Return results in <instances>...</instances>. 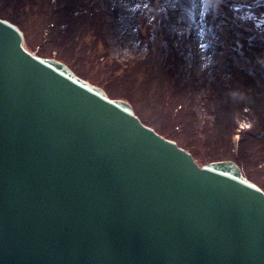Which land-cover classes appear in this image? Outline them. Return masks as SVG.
I'll return each instance as SVG.
<instances>
[{
    "label": "water",
    "instance_id": "obj_1",
    "mask_svg": "<svg viewBox=\"0 0 264 264\" xmlns=\"http://www.w3.org/2000/svg\"><path fill=\"white\" fill-rule=\"evenodd\" d=\"M0 20V264H264V195Z\"/></svg>",
    "mask_w": 264,
    "mask_h": 264
},
{
    "label": "rangeland",
    "instance_id": "obj_2",
    "mask_svg": "<svg viewBox=\"0 0 264 264\" xmlns=\"http://www.w3.org/2000/svg\"><path fill=\"white\" fill-rule=\"evenodd\" d=\"M54 1V5L59 2V0ZM78 1L77 9L74 10L75 12L72 9L66 12L62 11L61 13H47L48 0H0V12L5 17L13 18L21 25L24 33L23 45L31 53L41 57H54L66 61L79 74L86 76L92 83L105 84L106 87L110 85L108 89L115 90L119 95L124 94V92L129 94L127 92L129 86L127 85H131L132 82L136 88H139L141 82L150 79L152 73L149 76V70H141L135 72L134 77H132L129 72L125 74L122 70H116L109 74L113 68L115 70V63L125 62L132 57L141 58L146 52L145 48H154V46L158 48V57L160 58L162 52H164L160 46L161 37H172V39L176 40L177 34L183 33L187 29L185 28V21L189 22L187 26L192 27L191 34L187 35L190 39L189 50L182 54L181 59L174 61H172L173 56L169 57L167 55L165 57L166 61H163L161 73L163 79H166V84L170 83L167 87L171 86L169 76H172L175 72L173 65L178 60L184 61L187 65L191 66L193 78L199 83L198 85L195 83L191 93L198 120L193 145L196 149L195 152H197L198 164L202 163L209 149L207 146H203V135L200 132L203 129L201 123L202 118L210 120L211 117H209L207 111H203L202 109V85L200 82L205 80L207 82L210 78L209 76H212L210 72H207L209 62H216L217 69L220 70L226 80L231 77L240 85H250L251 82L248 80H255L258 77L257 72L261 68L257 60L260 59L259 53L263 47L262 45H264V6H262L261 10L257 9L260 5L257 2L258 0H219L216 2L215 14L217 13L218 16L226 17L223 11L224 9H229V13H232L235 17L237 25L230 26L226 21L219 23L217 26L219 34L217 35H219L220 39L225 40V44L219 47L217 55H214L210 49L205 50L203 48V40L197 36L199 32L198 14L205 6L203 0H191V2L189 0ZM149 1L154 6L160 8L156 16L159 22L169 20L165 17L166 10L171 12L174 10L175 12V15L173 14L175 20L170 19L167 22V26L159 25L158 22L155 23L157 31H155V37L151 43L146 38L148 30L151 27L149 22L151 23L152 19L150 15L151 11L147 7ZM251 1H254L257 5L254 7L247 6L246 8L243 5L238 6V4H248ZM30 2L38 5V7H35ZM79 9L87 10L86 13L95 12V15L99 17L100 28L98 27L96 30L100 29L98 35H96L97 33L94 34L95 31L91 32V28L87 26L88 23L91 26L89 15L84 11L79 14ZM49 14L52 16L51 22L53 23V28L50 34H48L50 41L44 43L43 47L38 48L36 47L38 41L45 35V22L48 20ZM78 50L81 51L80 55H78ZM73 57H76V59L78 57L79 60L73 62L70 59ZM262 61H264V58ZM146 68L150 67L146 66ZM123 79L128 81L127 84H117L116 82L115 86L111 84L113 81H121ZM109 81L112 82L110 83ZM150 87L152 88L148 91L151 96L156 88L154 82L151 83ZM187 90H190V88H187ZM231 99L233 101L232 104H243L241 95L233 96ZM146 110L141 111L143 119L148 120L146 123L154 124V127L164 135L175 136L177 141L179 140V143L183 141V131H180L181 129L175 122L171 121V118L167 121L164 120L161 114L156 113L155 120H150L148 116L151 114ZM240 114L242 115L239 117L240 120L237 122V127L241 129L244 125L249 126L250 124V119L252 118L250 117L252 114L251 107L243 109ZM229 115L230 113L227 112L226 116L228 117ZM234 117L235 114L233 113L232 118L234 119ZM233 121L235 122V119ZM163 122H168V124L165 127H161ZM233 138L234 140L231 141V153L227 152L226 155L228 156L229 154V157L233 159L236 157L235 159L238 160L244 171L251 175V177L264 181V133L256 137H248L241 144L236 143L239 138L238 136H234ZM209 140L211 143L213 142L212 138Z\"/></svg>",
    "mask_w": 264,
    "mask_h": 264
},
{
    "label": "trees",
    "instance_id": "obj_3",
    "mask_svg": "<svg viewBox=\"0 0 264 264\" xmlns=\"http://www.w3.org/2000/svg\"><path fill=\"white\" fill-rule=\"evenodd\" d=\"M77 2H79L78 0H63V3L61 4L60 7H64V10H66L67 8L70 7L69 11L73 9V12H75L74 10L77 9ZM81 3V2H80ZM85 9H79V13H82V11ZM68 11V10H67ZM77 11V12H78ZM66 12V11H65ZM72 13V12H71ZM89 19L91 21V25H93L94 21L95 23H99V19L98 17L95 15V13H92V16H89ZM230 19H232L230 17ZM223 18L222 17H218L215 19L216 24L219 21H222ZM231 22L227 21V24H230ZM89 25V23L87 24ZM231 26H234L233 24H230ZM80 55V54H79ZM188 71H184L182 72V76L181 78H179L177 81L179 80H183L184 82V86H178V82L175 83V85L177 84V86H173L171 89H168L167 92L169 93L168 96L164 97L161 94V91L159 89H163L164 87H166V82L164 80H162L160 77L157 80L158 82V89L153 93V96L150 98H148V100L146 99L147 96L144 95L142 93L141 98H138V93L136 95V91H133L134 89H129L127 92L129 94H124L125 96H122L126 99L129 100V102H132L133 106H135L136 108V104H137V100H140L142 103H144V101H146V104L144 105L143 108H147L148 109V113H150L151 115L148 116L150 120H155V114L157 113V109L158 106H160L162 111H165V119L167 120L168 116L173 119L176 122H180L179 124L184 123L186 129H193L195 128L196 125V121L194 120V114H193V110L190 109L191 108V99L189 97V93L187 91L186 88H189L191 85H193V79L189 78L190 75H187ZM216 78L214 79L213 82V92H212V102L214 104L213 107H211V109L213 111H217V113L219 114L220 117L216 116L217 119L220 118H226V113H230V115L227 117H231L233 113L234 114H239V112L242 109V106H244V103L247 104L246 106L249 107L250 106V102L252 104V111H253V117L256 119L259 127L264 126V89H262L259 85L258 87H255L256 84H254V86L252 87L254 89V94L252 93V95H242L239 92H236V87L235 85L231 84L228 86V88L224 87V85L221 82V78L218 76H215ZM175 80V78H173ZM249 82H253L254 79L248 80ZM111 91V90H109ZM141 91V90H139ZM115 92V91H114ZM113 91H111V93L113 95L114 94ZM236 95H241L242 96V105H235L232 104V99L233 96ZM247 95V94H246ZM255 96V97H254ZM230 103V104H229ZM138 109V110H137ZM139 108H136V112L140 113L141 115V110H139ZM151 111V112H150ZM222 118V119H223ZM148 122V120H146ZM168 124V122H163L161 124V127H165ZM221 121L220 123L216 124V126H218L217 129V137L215 138V145L217 146L219 143L220 145H218V147H221V141L223 139H226V141H228V129H229V125H227L225 122L221 125ZM215 129V130H216ZM187 131V130H186ZM216 150H219L217 147H215ZM221 149V148H220Z\"/></svg>",
    "mask_w": 264,
    "mask_h": 264
}]
</instances>
